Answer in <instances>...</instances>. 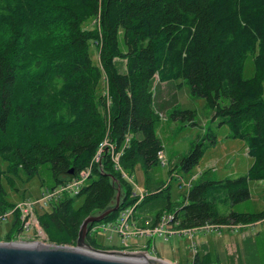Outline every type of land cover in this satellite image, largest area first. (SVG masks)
Returning a JSON list of instances; mask_svg holds the SVG:
<instances>
[{"label":"trees","instance_id":"16d2710c","mask_svg":"<svg viewBox=\"0 0 264 264\" xmlns=\"http://www.w3.org/2000/svg\"><path fill=\"white\" fill-rule=\"evenodd\" d=\"M95 18L99 25L84 26ZM249 56L255 73L245 78ZM156 77L186 79L214 118L230 127L231 137L246 142L253 162L243 175L200 177L181 204L167 195L165 208L147 217L155 224L172 212L177 229L263 220L264 209L235 206L251 199L252 181H264V0H0V215L16 205L11 190L19 192L18 182L31 180L41 167L50 169L54 187L91 169L78 193L66 192L38 213L51 243L77 244L84 220L116 200L113 178L123 197L103 221L134 205L140 196L116 167L111 144L122 151L120 163L130 177L139 164L149 175L160 163ZM171 114L195 123L193 110ZM207 147L195 142L173 172H191ZM164 191L145 195L136 205L137 218ZM14 217L5 240L23 230L19 211ZM87 241L114 249L90 233ZM216 261L211 251H200L193 264Z\"/></svg>","mask_w":264,"mask_h":264},{"label":"rangeland","instance_id":"374dc122","mask_svg":"<svg viewBox=\"0 0 264 264\" xmlns=\"http://www.w3.org/2000/svg\"><path fill=\"white\" fill-rule=\"evenodd\" d=\"M99 18H95L85 23V27L92 28L95 24L99 25ZM124 47V45H123ZM92 55L96 62L99 53L95 46ZM123 61L118 60V65ZM126 66L124 65V71ZM255 73L253 56H249L244 69V77L250 78ZM155 93V105L160 115V125L157 134L163 142L164 162L155 165L146 175L143 167L139 164L135 174L131 177L135 190L136 185L142 191L158 192L164 188V193L159 192V198L154 203H149V209L141 212V217L136 218L138 222L145 223L147 215L153 214L158 210H163L166 206L167 195L171 196L174 205L181 204L185 194L188 192L192 183L199 181L200 177L206 176L212 179H224L243 175L247 172L253 162V158L248 154L247 144L243 139L231 137V129L227 124L221 123L220 118H214V112L208 107L204 97L194 95L190 84L184 78L161 82L156 77L153 85ZM108 81L105 78L102 83V94L106 95ZM193 110L194 122L187 118H173V110ZM213 135L217 137L216 145H209ZM203 141L208 144L207 149L200 161L191 172L174 170L180 159L185 156L195 142ZM173 172V173H172ZM19 192L11 190L10 196L16 204L25 200L38 201L44 193L56 189L54 179L50 169L41 167L40 174L24 183L18 182ZM252 197L250 200L239 203L235 206L237 211H261L264 209V181L251 182ZM123 191H121V198ZM114 204V203H113ZM46 206L41 208L40 206ZM45 209H50L49 203H36V216ZM10 211V210H9ZM152 211V213H149ZM8 212V211H7ZM169 213V212H168ZM4 214V213H3ZM1 214V215H3ZM96 214V213H95ZM98 214V213H97ZM14 215L6 219L0 218V241L5 240V236L12 226ZM39 221V220H38ZM40 224V223H39ZM94 224H92L93 226ZM41 226V225H40ZM90 226V229L91 227ZM254 233L257 242L251 246L245 245L247 255L241 249V259L237 252L228 253L229 244L237 242V236L244 230ZM24 230V229H23ZM21 231L14 240L18 242L51 243L47 239V234L41 227L40 230L25 232ZM98 243L105 247L114 249L99 248L103 250H121L131 252L146 251L149 255L167 260L173 264H193L194 257L198 252L211 251L215 260L214 264H264V219L256 224L241 225L240 227L224 226L222 228H204L195 231L194 240L197 244L196 249L192 247V240L189 235L177 233L166 238L162 235L152 237H142L138 241L129 240L126 245L118 234L111 232L98 231L90 233ZM113 235V236H112ZM88 236V235H87ZM112 236V237H111ZM155 246V249L153 248ZM234 249L235 246H232ZM230 251V250H229Z\"/></svg>","mask_w":264,"mask_h":264},{"label":"built area","instance_id":"2783aa9c","mask_svg":"<svg viewBox=\"0 0 264 264\" xmlns=\"http://www.w3.org/2000/svg\"><path fill=\"white\" fill-rule=\"evenodd\" d=\"M112 147V154L113 159L115 162L116 167L123 173V176L127 178L128 180L132 181V178L129 176V174L123 169L121 163H120V157L122 154V151L116 152L115 147L111 144ZM102 150V148H101ZM159 159L164 162V153L163 150L159 152L158 154ZM97 160H100V151L96 157ZM91 174V169L83 171L79 177L75 178L71 182L67 184H63L58 186L56 189L47 191V193H44L43 197H41L38 201H32V200H25L23 202H20L14 206L13 209H11L8 212H5L3 215H0V218L6 219L9 216H12L15 214L16 211H19L20 213V219L23 223V229L25 232L33 230V228H37L38 230L41 229V226L39 224V221L36 216V203L38 202H45L46 204L49 203L51 205V202L60 197V195L69 192L72 194L78 193L79 189L87 179L89 178ZM137 190H135L134 195H139V200L132 206H129L122 210L120 216L116 220H110V221H103V222H97L95 223L89 233H97L98 231L102 232H111L112 234H118L124 244L128 245L129 240H135L138 241L139 238L142 237H152L157 234L165 236L168 238L172 235H177V233L181 234H187L190 236L192 240V247L193 249H196L197 244L194 240L195 237V231L200 228H181L177 229V221L175 220L174 213L167 212L161 216V218L158 220L157 223H153L151 219H147L145 223L138 222V219L136 218L135 209L138 202L148 194L147 191H142L138 185H136ZM41 208H45L46 206L41 205ZM242 224L238 225H232V227H240ZM227 225H206L201 227V229L204 228H222ZM23 230V231H24ZM113 236V235H112ZM111 236V237H112ZM155 249V246H153Z\"/></svg>","mask_w":264,"mask_h":264},{"label":"water","instance_id":"95a60500","mask_svg":"<svg viewBox=\"0 0 264 264\" xmlns=\"http://www.w3.org/2000/svg\"><path fill=\"white\" fill-rule=\"evenodd\" d=\"M113 181L117 186L114 204L84 220L76 245L43 242L42 245L32 243L17 245L16 241H0V264H147V262L141 263L132 258H146L148 264H164V259L149 255L146 251L103 250L88 243L87 235L90 232V226L103 221L120 207L121 183L117 178H113Z\"/></svg>","mask_w":264,"mask_h":264},{"label":"crops","instance_id":"0c3cea01","mask_svg":"<svg viewBox=\"0 0 264 264\" xmlns=\"http://www.w3.org/2000/svg\"><path fill=\"white\" fill-rule=\"evenodd\" d=\"M256 223H259V222H256ZM237 239H238L237 242H234L233 244H229L230 251L228 250V253L233 254L234 252H237V254L239 255L238 259H241V249L244 250L243 252H244V255L246 256L247 253L249 252L246 251L245 245L251 246L255 244L257 242V238L254 237L253 232H250L247 229V230L242 231L241 235L237 236ZM232 246H235V248L233 249Z\"/></svg>","mask_w":264,"mask_h":264},{"label":"bare ground","instance_id":"6f19581e","mask_svg":"<svg viewBox=\"0 0 264 264\" xmlns=\"http://www.w3.org/2000/svg\"><path fill=\"white\" fill-rule=\"evenodd\" d=\"M15 243H16L17 245H28V244L25 243V242H18V241H16ZM43 243H45V242H43ZM32 244L42 245V242H33ZM44 245H46V244H44ZM146 257L149 258V259H153V258L150 257V256H146ZM132 259H133V260H136V261H138V262H141V263H145V262H147V264H148V261H147L146 258H140V259L132 258ZM164 264H173V263H171V262L165 260V261H164Z\"/></svg>","mask_w":264,"mask_h":264}]
</instances>
